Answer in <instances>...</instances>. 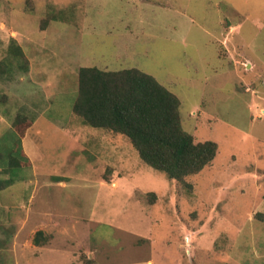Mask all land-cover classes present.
<instances>
[{"label": "rangeland", "instance_id": "rangeland-1", "mask_svg": "<svg viewBox=\"0 0 264 264\" xmlns=\"http://www.w3.org/2000/svg\"><path fill=\"white\" fill-rule=\"evenodd\" d=\"M83 66L154 76L213 162L170 179L85 123ZM15 149L0 264H264V0H0V180Z\"/></svg>", "mask_w": 264, "mask_h": 264}, {"label": "trees", "instance_id": "trees-1", "mask_svg": "<svg viewBox=\"0 0 264 264\" xmlns=\"http://www.w3.org/2000/svg\"><path fill=\"white\" fill-rule=\"evenodd\" d=\"M14 51L22 52L16 47ZM179 108L180 99L174 92L138 68L115 71L83 66L79 70L74 113L94 128L125 135L145 163L170 179L185 181L213 162L218 143L195 142L182 126ZM26 121V116L16 117L18 133ZM22 155L18 149L9 154L8 166L13 175L0 180V190L14 183V175L22 168ZM34 239L36 244L41 243L39 238Z\"/></svg>", "mask_w": 264, "mask_h": 264}]
</instances>
